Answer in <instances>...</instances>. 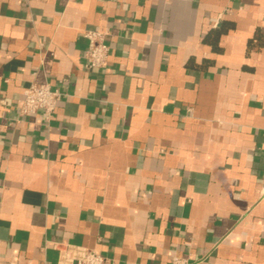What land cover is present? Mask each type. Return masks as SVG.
Instances as JSON below:
<instances>
[{"label": "crops", "instance_id": "1", "mask_svg": "<svg viewBox=\"0 0 264 264\" xmlns=\"http://www.w3.org/2000/svg\"><path fill=\"white\" fill-rule=\"evenodd\" d=\"M32 83L49 121L18 114ZM61 244L264 264V0H0V264Z\"/></svg>", "mask_w": 264, "mask_h": 264}, {"label": "built area", "instance_id": "2", "mask_svg": "<svg viewBox=\"0 0 264 264\" xmlns=\"http://www.w3.org/2000/svg\"><path fill=\"white\" fill-rule=\"evenodd\" d=\"M82 37L87 43L84 54L87 68H102L109 54L104 34L99 31H85ZM61 97L62 94L58 90H52L47 84L32 83L23 91V100L18 114L27 117L41 112L45 120L49 121ZM57 264H111V262L87 248L61 244L58 248ZM170 264H187V262L174 257Z\"/></svg>", "mask_w": 264, "mask_h": 264}, {"label": "trees", "instance_id": "3", "mask_svg": "<svg viewBox=\"0 0 264 264\" xmlns=\"http://www.w3.org/2000/svg\"><path fill=\"white\" fill-rule=\"evenodd\" d=\"M256 38H257L258 42L261 40L260 37H258V36Z\"/></svg>", "mask_w": 264, "mask_h": 264}]
</instances>
